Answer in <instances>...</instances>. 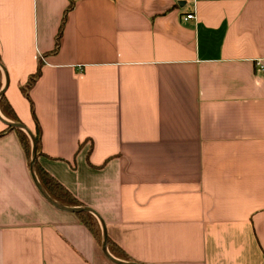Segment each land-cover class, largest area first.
<instances>
[{
	"label": "crops",
	"instance_id": "1",
	"mask_svg": "<svg viewBox=\"0 0 264 264\" xmlns=\"http://www.w3.org/2000/svg\"><path fill=\"white\" fill-rule=\"evenodd\" d=\"M40 58L36 163L132 262L264 264V0H0V90L33 135ZM29 162L7 129L0 264H107Z\"/></svg>",
	"mask_w": 264,
	"mask_h": 264
},
{
	"label": "trees",
	"instance_id": "2",
	"mask_svg": "<svg viewBox=\"0 0 264 264\" xmlns=\"http://www.w3.org/2000/svg\"><path fill=\"white\" fill-rule=\"evenodd\" d=\"M72 2L68 4L69 8H71ZM61 28L62 25L59 27L58 32H57V37L55 40V46L54 48L56 49L59 44V38H60V33H61ZM42 62L41 58L38 60L37 63V69L34 72L33 75L30 76L28 79V83L22 88V92L26 97L29 99V105H30V110L32 113V117L34 119L35 124L37 125V131L34 134V139H36V154L38 155L39 152V126L37 124L36 117L34 115V110H33V105L32 101L30 100V97L28 95L27 90H29L34 82L36 81V78L40 75L41 73V68H42ZM1 68H0V79H1ZM0 87H1V82H0ZM0 111L2 114L9 118L12 122L15 123H20L19 119L17 118L14 110H12L10 104L8 103L7 99L5 96L2 95L0 98ZM21 124V123H20ZM6 129L0 132V135H2L7 129H14L17 131L19 134V140L22 143V146L24 148V151L28 155L30 159V152H31V147H30V139H28L27 134L22 130L18 128H14L13 126L6 125ZM34 169L36 173V178L38 179L39 183L43 186L45 191L49 194L50 197L54 198L56 201H58L60 204L68 207V206H73V207H82L85 206L83 203H81L76 197L72 196L71 192L66 189L60 182L56 181V179L53 176H50L46 171H44L35 161L34 164ZM77 218L79 221L87 226L89 230L91 231L93 237L95 240L99 242L101 240V234H102V229L101 225L99 224L98 219L96 216L89 212V211H80V212H75ZM107 240V249L110 254L114 255L115 257L124 260V261H132L131 257L125 253H123L116 245L114 242L109 240L106 237Z\"/></svg>",
	"mask_w": 264,
	"mask_h": 264
},
{
	"label": "water",
	"instance_id": "3",
	"mask_svg": "<svg viewBox=\"0 0 264 264\" xmlns=\"http://www.w3.org/2000/svg\"><path fill=\"white\" fill-rule=\"evenodd\" d=\"M0 68H2L3 71L5 72V68L1 67V65H0ZM6 80H7V77H6ZM4 88L0 90V98L3 95ZM0 119L4 125H10V126H13L14 128L23 129L28 134L29 138L31 139L32 147H31V152H30L31 157H30V162H29V169L31 170V176H32L33 183H35V186H36L37 190L40 192L41 196L43 198H45L52 206L56 207L58 210H61V211H65V212L70 211V212L75 213V212H80V211L84 210V211H89V212L93 213L96 216V218L98 219V221L102 227L101 250H102L103 255H105L112 263H116V264H138V263L132 262V261L127 262V261L121 260V259H119V258H117L114 255L109 253V251L107 249L105 225H104L103 220H102V218L98 212L94 211L93 209H91L87 206H82V207L68 206V207H66V206L60 204L54 198L49 196V194L45 191V189L43 188L41 183H39V181L35 175L34 164L36 161L37 154H36V139H34L33 133L22 123L20 124V123H15V122L9 121L7 119L5 120L1 117V115H0Z\"/></svg>",
	"mask_w": 264,
	"mask_h": 264
},
{
	"label": "built area",
	"instance_id": "4",
	"mask_svg": "<svg viewBox=\"0 0 264 264\" xmlns=\"http://www.w3.org/2000/svg\"><path fill=\"white\" fill-rule=\"evenodd\" d=\"M193 17H194L193 16V13L192 14L191 13H188V14L184 15L183 19L184 20H188V19H192ZM257 64H259V63L257 62ZM259 65H260V68H262L261 63Z\"/></svg>",
	"mask_w": 264,
	"mask_h": 264
},
{
	"label": "rangeland",
	"instance_id": "5",
	"mask_svg": "<svg viewBox=\"0 0 264 264\" xmlns=\"http://www.w3.org/2000/svg\"><path fill=\"white\" fill-rule=\"evenodd\" d=\"M31 157V156H30ZM101 243H102V240H99V246L101 247ZM104 255H102V257H103ZM103 258H105V262L107 263V264H111L110 262H109V260L104 256Z\"/></svg>",
	"mask_w": 264,
	"mask_h": 264
}]
</instances>
